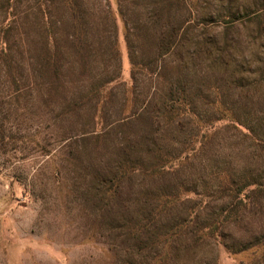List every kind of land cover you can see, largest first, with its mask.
Instances as JSON below:
<instances>
[{
    "label": "rangeland",
    "instance_id": "rangeland-1",
    "mask_svg": "<svg viewBox=\"0 0 264 264\" xmlns=\"http://www.w3.org/2000/svg\"><path fill=\"white\" fill-rule=\"evenodd\" d=\"M141 145L181 159L105 198ZM0 264H264V0H0Z\"/></svg>",
    "mask_w": 264,
    "mask_h": 264
},
{
    "label": "trees",
    "instance_id": "trees-1",
    "mask_svg": "<svg viewBox=\"0 0 264 264\" xmlns=\"http://www.w3.org/2000/svg\"><path fill=\"white\" fill-rule=\"evenodd\" d=\"M75 13L76 17V12L73 10ZM119 12L122 15L121 9L119 8ZM182 26H176L174 29H171L168 33V38L164 44V47L166 49L171 48L172 44L171 41L175 40L182 32ZM126 41L128 44L129 52L130 54L132 53L131 49V44L130 41L128 40V34H126ZM52 58V59H51ZM54 56L52 57L51 53L48 54L47 59L50 62H48L49 65H52L51 61L53 60ZM132 60V56H131ZM47 61V60H46ZM132 65H134V62L132 61ZM54 74L57 72L56 68H53ZM134 75V72H133ZM169 112H167L166 117H165V124L167 125H172L177 119V117L180 115V112L178 109H174L171 107ZM244 128H247L244 126ZM247 132H250V129L247 128ZM197 140L196 142H199V136L197 135ZM202 139V138H201ZM140 146L139 149H137V156L134 159H131L132 154H129L127 152L126 147L125 153L123 155L122 160L117 164L116 168H113L112 170H109L107 175L103 179V189H104V194L105 198H108L109 200L113 198V196L116 195V192L118 188L122 185L124 181L127 179H130L135 172H142L143 174L149 176V177H155L157 175H161L165 173L166 171L170 170L171 164L174 162H178L181 158L178 157H172L170 154H165L164 152L160 151L159 149H156L154 146H148L145 145ZM190 150L193 152L196 149L195 148H190ZM260 190L263 189L261 185V181H256L253 178L245 177L244 180H241L238 184L236 182L232 184L230 187H224L222 190L227 191L226 193L228 196L232 198L233 201L235 199H239L242 197V195L246 196L248 195L249 192H253L254 190ZM241 199V198H240ZM173 199L170 198L169 196L165 197V199L162 201L163 204L160 207V210H153L150 211L145 215L143 221L139 226H137V232H141V234L148 233L150 229H152V225L154 224L155 221L159 219H163L166 215L167 212L164 210L166 207L172 203ZM240 201V200H239ZM236 208V203L233 206L229 207V210H234ZM194 219V218H193ZM193 220L188 219L187 223L188 225L192 222ZM220 219L216 218L215 219V225L210 226L208 228L204 229L205 235L213 236V237H219L220 236ZM138 225V224H137ZM183 227L178 228L179 230L182 229ZM178 233V230L174 232L173 235ZM167 236H171V234H168Z\"/></svg>",
    "mask_w": 264,
    "mask_h": 264
}]
</instances>
